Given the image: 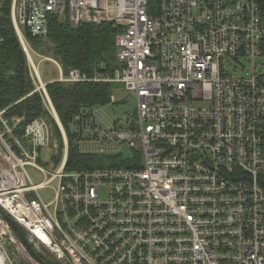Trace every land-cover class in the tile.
Wrapping results in <instances>:
<instances>
[{"label":"built area","instance_id":"obj_1","mask_svg":"<svg viewBox=\"0 0 264 264\" xmlns=\"http://www.w3.org/2000/svg\"><path fill=\"white\" fill-rule=\"evenodd\" d=\"M7 8L63 145L49 116L18 133L0 108V264H264V0H0V21ZM54 16L118 29L113 76L58 80L136 95L135 113L107 126L94 107L75 116L79 150L107 156L91 169L67 170L68 132L30 55L27 34L46 38ZM244 62L253 71L234 76Z\"/></svg>","mask_w":264,"mask_h":264},{"label":"trees","instance_id":"obj_2","mask_svg":"<svg viewBox=\"0 0 264 264\" xmlns=\"http://www.w3.org/2000/svg\"><path fill=\"white\" fill-rule=\"evenodd\" d=\"M0 31L3 37L0 42V108L11 106L7 116L20 118L18 133H23L27 124L35 118L49 116L62 147V133L48 113L43 96L35 91L27 54L14 29L8 8L0 21ZM117 31L111 21L73 25L54 16L46 38L27 36L34 49L57 60L66 75L72 68H78L92 78L96 74L113 76L120 68L115 44ZM121 87L124 85L115 81L65 82L57 79L47 84L46 88L70 140L68 171L91 169L107 158L81 152L72 141L70 127L82 110L111 103L115 90ZM61 157L60 153L56 161H60Z\"/></svg>","mask_w":264,"mask_h":264},{"label":"rangeland","instance_id":"obj_3","mask_svg":"<svg viewBox=\"0 0 264 264\" xmlns=\"http://www.w3.org/2000/svg\"><path fill=\"white\" fill-rule=\"evenodd\" d=\"M30 55L37 66L41 79L44 82L57 80L65 74L63 69L55 62L56 60H54L48 54L42 53L41 51L30 47ZM244 64L246 67L244 70H242L238 65L236 69H233L234 65L228 64V68L231 70L234 76H241L246 75V73H251L253 71L252 63L244 62ZM257 72H264V57H260L258 59ZM113 97L114 99L111 103L105 105H96L94 107V110L96 111L94 116L96 124L107 126L112 123L113 120L125 118L135 113L137 101L136 95L133 92L129 91L126 87H121L115 90ZM37 163L50 172H53L57 169V167H54L51 164L52 159L49 155V150L45 148H43L41 158L37 161ZM27 170L34 183H40L46 178L42 172L33 166H27ZM52 186L57 187V183H52L51 186L40 189V193L48 200L54 197V189Z\"/></svg>","mask_w":264,"mask_h":264},{"label":"water","instance_id":"obj_4","mask_svg":"<svg viewBox=\"0 0 264 264\" xmlns=\"http://www.w3.org/2000/svg\"><path fill=\"white\" fill-rule=\"evenodd\" d=\"M5 217L12 223V225H13V227L16 229V231L18 232V234H19V236L21 237V239H22V241L30 248V250H31V252L33 253V254H35L34 252H33V249L31 248V246L29 245V243L27 242V239H26V236H25V234H24V232H23V230L14 222V220L11 218V217H9V216H7L6 214H5ZM43 261V260H42ZM44 264H47L45 261L43 262Z\"/></svg>","mask_w":264,"mask_h":264},{"label":"crops","instance_id":"obj_5","mask_svg":"<svg viewBox=\"0 0 264 264\" xmlns=\"http://www.w3.org/2000/svg\"><path fill=\"white\" fill-rule=\"evenodd\" d=\"M47 83H49V82H47Z\"/></svg>","mask_w":264,"mask_h":264}]
</instances>
